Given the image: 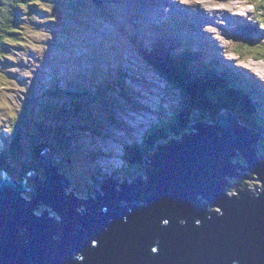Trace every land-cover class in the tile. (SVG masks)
<instances>
[{"label":"water","instance_id":"obj_1","mask_svg":"<svg viewBox=\"0 0 264 264\" xmlns=\"http://www.w3.org/2000/svg\"><path fill=\"white\" fill-rule=\"evenodd\" d=\"M199 124L148 157L146 179L117 188L109 178L95 199L65 194L71 184L49 149L40 158L44 178L30 175L34 189L1 176L0 264H264L260 135L227 110L214 125ZM234 150L259 188L229 196L226 177L248 178L231 161ZM198 196L218 209L193 204ZM41 201L58 216L37 215Z\"/></svg>","mask_w":264,"mask_h":264},{"label":"rangeland","instance_id":"obj_2","mask_svg":"<svg viewBox=\"0 0 264 264\" xmlns=\"http://www.w3.org/2000/svg\"><path fill=\"white\" fill-rule=\"evenodd\" d=\"M43 1L45 3L42 4L43 8L50 11L44 16H48V18L53 15L57 16L55 27H51L48 22L33 23L30 20L34 18H30V14H28L29 18L22 26L24 28L22 34L24 33V38H26L22 44L23 48L12 49L11 57L17 61V64H13L9 68L1 67L4 73H0V148L2 147V136L11 132L9 130L11 129L10 115L14 112L16 115V111L24 104L29 95L35 93L39 95L43 89L54 85L69 86L73 91L89 88L92 92L97 93L99 90L103 91L104 87L108 85L106 79L112 81V78H119L120 85L111 92L114 97L110 100L112 102L110 114L109 109V115L102 121L104 125L99 130H95L106 138H103L104 136L96 137L85 132H82L81 135L77 134L76 142L83 153L74 151L75 155L81 154L79 159L81 162L77 163L80 164V167H84L82 171L85 172L89 164L92 167L95 164L89 162L87 165V158L89 160L90 158H86V152L96 150L99 155L96 160L99 164L97 166H100L98 168L107 175H101L92 186H88L86 189L88 191L85 192L78 189L79 187L81 190L84 189L82 185L76 187L70 181L71 185L64 189L66 195L72 193L78 199H87L88 196L95 199V193H102L101 183L103 181L111 178L116 181V187L119 188V183L126 180L121 181L119 178L112 177L118 175L109 174L111 172L109 167H116L122 163L123 146L131 143L133 139L141 141L144 133L159 123L158 120L166 121L170 118L173 108L168 105V99L172 96L173 102H170L174 104L176 100H179L178 90L174 89L171 95L166 89L162 74L157 73L151 67L149 59L138 50L139 46H142L146 51L153 49L154 41L157 42L160 39L156 35L163 34L160 30H156L155 26L150 25L158 27L165 20V24H167L166 2L163 0L155 3L157 4L155 7H159L158 9L161 10L158 19L151 20L148 18L149 13L152 14L149 6L154 4H149L147 0H110L112 2L110 11L116 12L112 13L106 9L109 15L102 13L98 7L96 8V5L93 4L95 0ZM205 1L208 4L206 22L214 23L209 27L208 25L204 26L207 27V31L194 33L197 37H203L204 39H200L207 43L203 52L204 61L208 64L209 61L216 63L220 57L222 63L237 68L238 76L251 75L248 78L255 80L264 92V57H262L264 35H255V44L248 48L242 47L243 53L234 50V39L232 38V31L238 25L248 22L255 24L258 29H263L264 24L261 23H264V2L252 4L251 0ZM260 12L262 14L258 16L260 19L258 21L255 13ZM170 25L173 27L172 21ZM44 29L45 31H43ZM192 32L194 31L192 30ZM176 33L182 35V39L172 50V53L177 54L182 50V47H188L190 39L187 33H191L190 27L188 29L184 27L183 31ZM133 35H135L138 48L128 38L129 36L132 38ZM192 45L193 47L189 46L192 51H198L197 43ZM188 53L191 52L188 51ZM164 89L166 90L164 91ZM89 94L91 93H88V96ZM134 97L139 101V104L133 101ZM94 109L100 112L98 106H95ZM233 112L236 110L234 109ZM109 116L115 123H111L108 119ZM182 119L186 120V117ZM202 126H205V123ZM193 127L195 126L193 125ZM188 131L193 132L195 128L191 127ZM189 134L187 133L186 136ZM179 139L181 141L183 137H179ZM255 147L258 156L263 155L261 149H264V144L258 143ZM109 151L112 153L110 154ZM234 152L242 156L238 150H234ZM150 154L148 157L151 158ZM235 156L230 158L238 161ZM70 159L62 158L57 164L67 168L70 165ZM22 160L30 164V157L25 155ZM16 161L18 162V160ZM243 164L244 167L238 169V172L246 174L248 178L227 177L226 181H229L230 186H225L224 193L236 196L235 188L255 182L254 174L247 169V163ZM58 170L62 172L60 167ZM33 174L35 175L32 172ZM140 178L146 179V174L143 172L140 174ZM29 181L32 183L31 180ZM82 181L92 182L90 177L83 178ZM128 182L130 183L132 180ZM34 186V183L30 184L29 188L34 189ZM227 189L232 191H227ZM86 207L85 204L84 206L81 204L79 210L84 212ZM215 208L218 207H212V209ZM43 210L47 211L48 217L58 216L41 201L36 205L34 212L40 215Z\"/></svg>","mask_w":264,"mask_h":264},{"label":"trees","instance_id":"obj_3","mask_svg":"<svg viewBox=\"0 0 264 264\" xmlns=\"http://www.w3.org/2000/svg\"><path fill=\"white\" fill-rule=\"evenodd\" d=\"M104 1L106 3H103ZM251 1L252 4L264 2V0ZM95 2L110 11L112 3L110 0H95ZM42 4H45L43 0L33 2L30 0H0V73H4L1 67L9 68V66L17 64V61L11 57L12 49L23 48L22 44L26 38H24V33L22 34L24 29L22 26L27 18H34L30 21L36 24L48 22L51 27H55L57 16L53 15L49 18L44 16L50 11L44 9ZM110 12L115 13V11ZM28 14H30L29 17ZM261 14V12L255 13L256 20L260 21L258 16ZM232 33L234 50L243 53L242 47L248 48L255 44V35H264V25L263 29H258L255 24L248 22L237 27ZM152 46L153 52L147 54L148 57H146L149 59L151 67L157 73L162 74L168 92H174V89L178 90L179 100H176L174 104L172 96L168 99V105L173 108L170 118L166 121L158 120L159 123L144 133L141 141L133 139L131 143L123 146L122 163L116 167H109L111 170L109 174L118 175L116 177L111 175L112 177L119 178L121 181L123 179L132 180V182L137 177L140 178V174L143 172L145 174L147 170L146 162L150 153L153 156L171 142L180 141L179 137L182 138L190 133L188 130L193 127V123L194 126H200L199 123L214 125L222 110L230 111L232 115H236L240 124L260 135L258 143L264 144V92L255 80L248 78L251 75L240 69L247 77L238 76L239 72L236 67L220 63L219 60L216 63L209 61L208 64L203 61L200 54L193 53L189 49L183 48L184 50L176 54L172 53V46L169 47L165 43H156ZM106 80L108 85L104 87L103 91L99 90L97 93L92 92L89 88L73 91L69 86L54 85L43 89L39 95L36 93L29 95L30 97L28 96L24 104L16 111V115L15 112L10 115L11 129L9 130L11 132L2 136L0 177L9 175L17 182L26 181L28 185H33V182L29 181L32 172L37 173L39 179H43L40 158L45 149L50 150L54 163L61 168V173L65 174L74 184L73 186L82 185L84 189L78 188L82 192L88 191L86 190L88 186H92L101 175H107L98 168L100 166H97L99 164L96 160L99 155L96 150L86 152V158H90V160L87 158V165L89 162H94L96 165L94 164L92 167L89 164L85 172L82 171L84 167H80V164L77 163L81 162L79 160L81 154L75 155L74 152H82L76 142L77 134L81 135L82 132H85L96 137L104 136L95 130H99L104 125L102 121L105 117L107 118L112 109L110 100L114 96L111 95V92L120 85V79L117 77L112 78V81ZM88 93H91L90 97ZM136 97L133 101L139 104ZM95 106L100 108V112L94 109ZM234 109L236 112H233ZM184 117L186 120L182 119ZM108 119L111 123H115L111 116ZM261 151L264 155V149ZM25 155L30 157V164L22 160ZM62 158H71L67 168L57 164ZM235 159L238 161L232 159L231 161L241 168L244 167L243 163L245 162L248 165L246 159L239 156L238 153ZM87 177L91 178V183L82 181ZM254 181V183L244 185L243 188L256 190L259 185H257V180ZM228 182L226 181V183ZM239 189L236 188V191ZM227 191L232 190L227 189ZM28 194L31 196L30 192L25 193L24 196L27 197ZM195 204L205 209L211 206L207 200L199 196Z\"/></svg>","mask_w":264,"mask_h":264},{"label":"bare ground","instance_id":"obj_4","mask_svg":"<svg viewBox=\"0 0 264 264\" xmlns=\"http://www.w3.org/2000/svg\"><path fill=\"white\" fill-rule=\"evenodd\" d=\"M157 4H154V5H151V6H149L150 7V9H151V12H152V14H150L149 13V15H148V18L149 19H151V20H156L157 18H158V15H159V13H160V10L158 9L159 7H155ZM116 12V11H115ZM119 15V14H118ZM187 23H189V21L187 22ZM194 26L193 27H190V31H191V33H187V36H188V38L190 39V38H192V37H194L195 36V34H194V32L196 31V24L194 23L193 24ZM150 26H155V28H156V25H150ZM147 27H149V26H147ZM188 28V27H187ZM192 30L194 31V32H192ZM208 30V29H207ZM161 32V31H160ZM166 40H168L169 42H172V43H177V42H179L181 39H182V35H180V34H178V33H175V32H173L171 29H169L166 33ZM199 38V37H198ZM205 39H207L206 37H205ZM238 72V71H237ZM208 101V100H207ZM138 178V177H137ZM33 183H34V180H32V179H30ZM17 182V181H16ZM26 184H27V182L26 181H24ZM18 183H21V182H18ZM105 184V183H104ZM28 185V184H27ZM101 185L103 186V182L101 183ZM224 186H226V185H224ZM226 194V193H225ZM227 195V194H226ZM28 197V196H27ZM212 207H214V206H211L210 208L212 209ZM218 209V208H217Z\"/></svg>","mask_w":264,"mask_h":264},{"label":"clouds","instance_id":"obj_5","mask_svg":"<svg viewBox=\"0 0 264 264\" xmlns=\"http://www.w3.org/2000/svg\"><path fill=\"white\" fill-rule=\"evenodd\" d=\"M247 167H248V166H247ZM226 178H227V177H226ZM226 178H225V180H226ZM233 178H237V177H233ZM239 178H240V177H239ZM108 180H110V179H108ZM108 180H105V181H108ZM113 181H114V180H113ZM118 181H119V180H118ZM126 181H127V180H126ZM103 182H104V181H103ZM120 183H121V182H120ZM130 183H131V182H130ZM258 188H259V187H257V189H258ZM224 189H225V188H224ZM240 189H244V188L241 187ZM240 189H239V190H240ZM245 189H247V188H245ZM239 190H238V191H239ZM247 190H248V189H247ZM227 195H228V194H227ZM229 196H230V195H229Z\"/></svg>","mask_w":264,"mask_h":264}]
</instances>
